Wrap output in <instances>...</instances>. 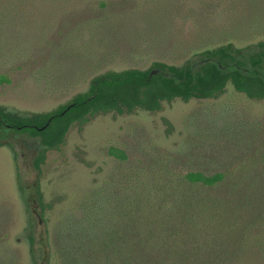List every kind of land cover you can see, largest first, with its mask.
Instances as JSON below:
<instances>
[{
  "label": "rangeland",
  "instance_id": "obj_1",
  "mask_svg": "<svg viewBox=\"0 0 264 264\" xmlns=\"http://www.w3.org/2000/svg\"><path fill=\"white\" fill-rule=\"evenodd\" d=\"M260 42L264 0H0V75L10 80L0 84V104L50 112L106 71L180 66L227 44L242 50L247 70ZM13 144L17 157L0 147V215L9 220L20 264H33L32 257L49 264L57 222L94 190L137 171L247 174L259 184L255 197L264 195V100L231 85L218 98L177 99L157 112L100 113L74 124L40 172L33 166L40 142L16 137Z\"/></svg>",
  "mask_w": 264,
  "mask_h": 264
},
{
  "label": "trees",
  "instance_id": "obj_2",
  "mask_svg": "<svg viewBox=\"0 0 264 264\" xmlns=\"http://www.w3.org/2000/svg\"><path fill=\"white\" fill-rule=\"evenodd\" d=\"M199 56L180 66L154 62L145 70L106 71L50 112L22 113L0 104V147H10L17 157L16 137L38 140L33 166L40 172L69 129L96 114L157 112L177 99L218 98L229 85L248 99L264 100L263 42L250 54L249 70L242 50L232 44ZM9 82L0 75V84ZM110 154L125 159L116 148ZM246 176L190 171L158 177L137 171L113 179L57 222L50 232L49 264H264V195L255 197L259 184ZM8 221L0 215V264H20L8 240ZM33 244L29 235L30 253Z\"/></svg>",
  "mask_w": 264,
  "mask_h": 264
}]
</instances>
